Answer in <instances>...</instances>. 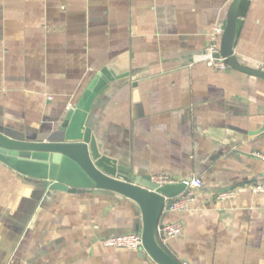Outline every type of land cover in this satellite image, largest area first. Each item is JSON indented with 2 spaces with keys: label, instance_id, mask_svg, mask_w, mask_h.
I'll return each instance as SVG.
<instances>
[{
  "label": "crops",
  "instance_id": "obj_1",
  "mask_svg": "<svg viewBox=\"0 0 264 264\" xmlns=\"http://www.w3.org/2000/svg\"><path fill=\"white\" fill-rule=\"evenodd\" d=\"M231 2L0 0V133L46 140L106 70L88 116L101 151L140 177L201 181L159 223L181 224L159 237L183 264H264V193L251 190L264 185V79L202 58ZM234 54L264 69V0L238 16ZM37 183L0 163V264H157L102 242L140 233L133 201Z\"/></svg>",
  "mask_w": 264,
  "mask_h": 264
},
{
  "label": "water",
  "instance_id": "obj_2",
  "mask_svg": "<svg viewBox=\"0 0 264 264\" xmlns=\"http://www.w3.org/2000/svg\"><path fill=\"white\" fill-rule=\"evenodd\" d=\"M241 0H232L223 22L220 51L228 67L264 79V69L238 63L234 54L236 24ZM208 54H203L204 61ZM102 69L88 84L82 96L68 110L57 130L47 139H15L0 133V163L20 174L38 181L37 185L50 190L77 191L98 189L110 191L117 197L133 201L141 212L142 247L157 264H183L160 240L157 227L170 200L185 189L182 182L158 185L150 176L140 177L130 168L118 165L105 155L88 126V116L97 92L110 78ZM136 88V87H135ZM138 91H133L138 99Z\"/></svg>",
  "mask_w": 264,
  "mask_h": 264
},
{
  "label": "built area",
  "instance_id": "obj_3",
  "mask_svg": "<svg viewBox=\"0 0 264 264\" xmlns=\"http://www.w3.org/2000/svg\"><path fill=\"white\" fill-rule=\"evenodd\" d=\"M223 32V24L219 23L213 27L210 42L205 47L204 54H208V59L205 60L207 66L213 68L214 70H225L228 65L226 60L222 57H214V54L220 51V38ZM264 158V155H259ZM150 179L162 186L165 184H175L182 182L185 185V189L178 196L169 199L170 203L168 205V210L178 211L188 208L191 201L193 200L191 189H196L201 186V181L198 178L192 179H176L167 174H156L150 176ZM188 190L189 192H186ZM253 192L264 193V185L254 184L251 186ZM233 196V191L226 190L216 193V197L220 200L230 199ZM182 230L181 224L179 222H168L160 224L157 227L158 235L162 236L163 239L168 237H173L178 235ZM102 242L105 246L110 247H123L127 249H138L142 248V239L140 233L132 232L127 234L111 235L104 237Z\"/></svg>",
  "mask_w": 264,
  "mask_h": 264
},
{
  "label": "trees",
  "instance_id": "obj_4",
  "mask_svg": "<svg viewBox=\"0 0 264 264\" xmlns=\"http://www.w3.org/2000/svg\"><path fill=\"white\" fill-rule=\"evenodd\" d=\"M249 4V0H241L239 9H238V16H243Z\"/></svg>",
  "mask_w": 264,
  "mask_h": 264
}]
</instances>
